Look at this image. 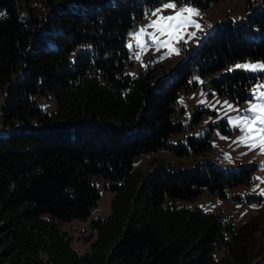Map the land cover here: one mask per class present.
I'll list each match as a JSON object with an SVG mask.
<instances>
[{"label": "trees", "instance_id": "16d2710c", "mask_svg": "<svg viewBox=\"0 0 264 264\" xmlns=\"http://www.w3.org/2000/svg\"><path fill=\"white\" fill-rule=\"evenodd\" d=\"M163 1L47 0L38 8L0 0V264H45L42 253L49 264H254L255 220L235 227L220 213L177 206V199L203 189L240 199L229 189L252 184L256 164L161 163L150 171L133 162L160 148L195 156L210 147L190 135L168 142L185 129L170 116L177 92L195 87L194 74L264 62V8L214 25L166 75L148 66L131 76L126 37ZM179 1L206 7L218 0ZM263 75L234 69L209 83L244 103ZM49 95L52 112L33 97ZM93 175L108 179L115 196L109 216L91 219L90 250L78 253L61 223L91 213L100 196ZM222 247L226 254L217 257Z\"/></svg>", "mask_w": 264, "mask_h": 264}, {"label": "rangeland", "instance_id": "374dc122", "mask_svg": "<svg viewBox=\"0 0 264 264\" xmlns=\"http://www.w3.org/2000/svg\"><path fill=\"white\" fill-rule=\"evenodd\" d=\"M33 5L42 8L47 0H26ZM174 2L175 9H162L156 13L157 9H161L164 3ZM263 0H218L206 7L191 2H183L179 0H165L151 7L143 19L140 21L135 30L130 32L126 37V46L130 50V56L133 63L126 67V72L131 76H135L138 71L148 66L152 67L158 76H164L170 72L174 66L182 60L189 52L193 51L201 39L210 31V29L229 19L241 20L245 19L252 11L264 8ZM195 9L198 15H192L191 19L200 25L197 29L194 25L181 27L178 35H183V40H171V48L178 51H171L168 46H160L153 42L148 36H143L142 40L147 41L146 47L137 46V38L135 33L145 28L151 21L156 20L157 16H171L180 11L181 8ZM183 15L188 16L185 12ZM148 33L155 32L159 40L167 41L168 35H160L154 28H146ZM191 33H195L191 36ZM132 45L129 47V45ZM139 56V59L136 57ZM261 59L256 60H239L230 63L215 71L208 76H199L194 74L191 80L196 83L195 87L190 90L180 89L177 92V106L171 112L170 116L174 120H180L185 124L183 131L172 133L168 142L176 145L178 142L185 143V137L190 135L194 138H200L210 143V147L198 155H177L167 148H160L139 155L133 162L134 168L154 170L161 163L167 164L169 167L177 169L189 167L200 162H209L218 167L235 169L239 166L256 164L254 171V181L252 184L239 185L229 189V193L241 196L238 198H223L218 195L210 194L206 189L195 198L177 199V206H186L190 208L198 207L203 211H212L220 213L227 221L239 227L249 219L255 220L254 231V253L258 254L254 259V264H260L264 261V152L261 151L259 141L249 140L241 142L240 137L245 132L240 127H234L229 123L230 118L244 115V109L249 107L248 101L253 103L264 102L258 101L256 96L259 91L264 88L256 89L257 85H264V75L258 79L251 89V98L244 103H237L228 98L224 94L218 93L209 83L211 78L218 77L221 72L229 69H239L251 74L262 73L264 71H250L243 68H236L238 64H261ZM3 90L0 89V109L3 105ZM37 104L45 111L52 112L56 109V102L52 95L49 96H33ZM182 101V102H181ZM203 101V103H201ZM232 105L229 108L227 104ZM196 110H203L200 119L192 122L193 114ZM5 132L0 117V133ZM256 143L258 146L253 147ZM100 196L96 201L91 213L84 219L73 218L61 223V228L65 230L71 237V246L78 253H85L90 250L91 243L95 240L96 232L91 229L90 222L94 217L105 218L111 214V202L115 196V192L106 188L108 179L101 176H91ZM43 216L48 217L45 213ZM224 247L215 251V255L220 257L225 255ZM45 264L47 256L41 254Z\"/></svg>", "mask_w": 264, "mask_h": 264}, {"label": "snow or ice", "instance_id": "6c2138e0", "mask_svg": "<svg viewBox=\"0 0 264 264\" xmlns=\"http://www.w3.org/2000/svg\"><path fill=\"white\" fill-rule=\"evenodd\" d=\"M176 5L174 2L164 3L161 9H157L153 15L161 12L162 9H175ZM185 12L188 13V16L183 15ZM2 15V14H0ZM192 15H198L195 9L191 8H181L180 11L176 12L175 15L171 16H157L156 20L150 22L145 28L140 29L135 36L137 38V46L146 47L147 41L142 40L143 36H148L153 40V42L158 43L160 46H168L171 51H178L174 48H171V40L175 39L177 41L183 40V35H178V30L181 27H187L188 25H194L197 29L200 28V25L191 19ZM151 27L160 33L161 36L167 34L169 39L167 41L159 40L155 32L148 33L146 28ZM195 33H191V36H194ZM132 45L130 44L129 47ZM139 59V56L136 57ZM236 68H243L250 71H264V63L261 64H238ZM232 69H229L231 71ZM264 88V85H257L256 89ZM254 96L258 101H264V91H259L258 96H256V90H254ZM182 102V101H181ZM203 103V101H201ZM229 108H232L231 104H228L227 101H224ZM249 107L244 109V115H238L237 117L230 118L229 123L234 127H240L241 130L245 132L243 137H240L241 142L259 141L261 146V151L264 152V102L253 103L252 101L247 102ZM253 147L258 146L256 143L252 144Z\"/></svg>", "mask_w": 264, "mask_h": 264}]
</instances>
